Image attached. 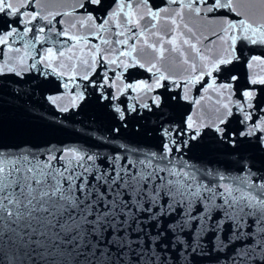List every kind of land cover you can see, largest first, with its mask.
Listing matches in <instances>:
<instances>
[{
    "label": "snow or ice",
    "instance_id": "snow-or-ice-1",
    "mask_svg": "<svg viewBox=\"0 0 264 264\" xmlns=\"http://www.w3.org/2000/svg\"><path fill=\"white\" fill-rule=\"evenodd\" d=\"M240 42L264 46V0H0V77L55 78L61 91L46 100L60 112L88 89L120 122L113 133L166 100L194 109L161 124L158 150H0V264H191L217 252L264 264V174L247 160L232 172L185 158L205 129L264 151V76L245 86L219 75ZM257 66L264 57L249 58ZM135 68L148 77L126 75Z\"/></svg>",
    "mask_w": 264,
    "mask_h": 264
},
{
    "label": "water",
    "instance_id": "water-1",
    "mask_svg": "<svg viewBox=\"0 0 264 264\" xmlns=\"http://www.w3.org/2000/svg\"><path fill=\"white\" fill-rule=\"evenodd\" d=\"M107 2L111 3V0ZM152 4L154 7L160 6L163 0H152ZM66 7L69 5L58 4L53 5L51 10ZM198 23L204 27L205 22ZM205 30L208 31L210 28ZM237 55L240 56L239 61H233V64L228 65L227 73L219 74L225 82H230L231 75H237L238 83L247 86L249 75L256 73L264 76V66H257L254 69L247 67L250 57H264V46L244 45L240 42L237 44ZM99 71L98 68L97 73ZM126 75L133 80H141L146 79L149 74L144 69L135 68L129 69ZM59 91L61 89L55 78L45 79L35 70L26 73L22 79L12 74L0 77V150L6 153L28 150L39 153L47 151L50 147L53 150L87 147L94 151L99 146L100 149L115 152L120 144L144 151L158 150L162 139L159 132L161 124H167L169 121L180 123L189 111H194L193 105L186 101L166 100L165 106L161 109L153 112L143 110V115L132 113L126 121L128 127H121L119 133H113L111 130L119 127L120 122L114 119L111 110L106 107L107 101L104 103L98 101L94 89H88L85 93L86 100L80 102L78 108L70 109L68 112H60L46 100L47 96L55 95ZM176 92L178 89L168 95ZM189 95L195 97L196 90H192ZM123 99L121 97V100ZM126 103L131 105L134 101L128 100ZM204 103L209 102L205 99L202 100V104ZM232 127L239 130L241 125L233 124ZM94 136L107 137L113 143L101 145ZM192 144L197 146H190L185 158L198 167L235 172L242 166L241 161L247 160L254 169H260L264 174V151L246 140L232 148L219 142L211 129H205L200 139ZM208 248H211V243L208 244ZM222 255L218 252L204 256L193 255L191 264H224L222 258L218 259Z\"/></svg>",
    "mask_w": 264,
    "mask_h": 264
}]
</instances>
